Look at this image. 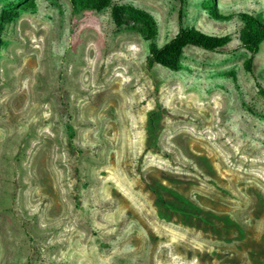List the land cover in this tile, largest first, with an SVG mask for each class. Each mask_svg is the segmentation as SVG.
<instances>
[{
  "label": "rangeland",
  "instance_id": "rangeland-1",
  "mask_svg": "<svg viewBox=\"0 0 264 264\" xmlns=\"http://www.w3.org/2000/svg\"><path fill=\"white\" fill-rule=\"evenodd\" d=\"M17 1L0 0V264H264V41L246 72L240 21L206 0ZM213 2L264 23V0ZM112 5L146 12L156 46L179 27L230 41L148 66Z\"/></svg>",
  "mask_w": 264,
  "mask_h": 264
},
{
  "label": "trees",
  "instance_id": "trees-1",
  "mask_svg": "<svg viewBox=\"0 0 264 264\" xmlns=\"http://www.w3.org/2000/svg\"><path fill=\"white\" fill-rule=\"evenodd\" d=\"M32 6V0H18L16 6L24 8L26 2ZM89 9H100L107 4V0H80ZM203 7L208 10L211 17L229 18L236 17L241 25L237 29L236 38L239 46L245 49L250 55L244 59L242 66L246 72L251 71L252 55L257 52L260 44L264 41V23L255 16L246 12H238L232 15L220 16L214 5L213 0H206L202 3ZM15 16L14 12H1L0 15V44L1 32L4 22L10 21ZM110 17L114 25H131L137 28L141 36L149 40L148 54L146 63L148 66L159 64L167 68H175L182 53L187 46L197 47L206 51H216L230 41V35H212L202 32L194 27H179L175 34L165 43L156 46L153 42L155 29L151 17L140 9L131 6L112 5L110 8ZM256 93L264 98V87L255 82ZM157 115L152 111L147 116L145 150L149 148V142L154 137V117Z\"/></svg>",
  "mask_w": 264,
  "mask_h": 264
}]
</instances>
